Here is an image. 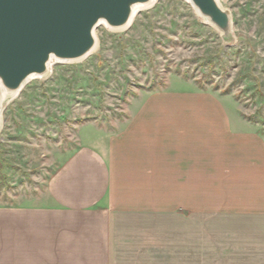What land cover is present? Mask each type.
<instances>
[{
	"label": "crops",
	"instance_id": "0c3cea01",
	"mask_svg": "<svg viewBox=\"0 0 264 264\" xmlns=\"http://www.w3.org/2000/svg\"><path fill=\"white\" fill-rule=\"evenodd\" d=\"M241 124L210 93L150 95L119 130L81 138L44 190L0 204V264H205L262 251L264 142Z\"/></svg>",
	"mask_w": 264,
	"mask_h": 264
},
{
	"label": "rangeland",
	"instance_id": "374dc122",
	"mask_svg": "<svg viewBox=\"0 0 264 264\" xmlns=\"http://www.w3.org/2000/svg\"><path fill=\"white\" fill-rule=\"evenodd\" d=\"M217 1L231 17L229 39L187 0H155L126 28L99 23L88 55L55 61L46 76L3 98L0 204L44 190L81 138L119 130L152 94L210 93L264 142V0ZM260 249L210 253L205 264H264L246 261L264 259Z\"/></svg>",
	"mask_w": 264,
	"mask_h": 264
},
{
	"label": "water",
	"instance_id": "95a60500",
	"mask_svg": "<svg viewBox=\"0 0 264 264\" xmlns=\"http://www.w3.org/2000/svg\"><path fill=\"white\" fill-rule=\"evenodd\" d=\"M149 0H0V115L4 93L19 91L29 76L47 75L51 58L81 59L96 45L93 31L104 22L129 25L133 7ZM229 39L231 17L217 0H187ZM1 127V116H0Z\"/></svg>",
	"mask_w": 264,
	"mask_h": 264
},
{
	"label": "bare ground",
	"instance_id": "6f19581e",
	"mask_svg": "<svg viewBox=\"0 0 264 264\" xmlns=\"http://www.w3.org/2000/svg\"><path fill=\"white\" fill-rule=\"evenodd\" d=\"M154 2H155V0H149L147 3H144V4H137V5H135L134 7H133V17L135 16V14L138 12V11H140V10H142V9H144V8H148V7H151L153 4H154ZM101 23H104V22H101ZM128 26V24L127 25H125V26H123V27H120V28H117V29H123V28H126ZM95 48V46L93 47V49ZM92 49V50H93ZM91 50V51H92ZM55 59L54 58H51L50 59V61H49V63L47 64V73L46 74H48V73H50V71H51V68H52V65L55 63ZM46 76V75H45ZM42 77V76H41ZM32 78H34V76H29L26 80H25V83L27 82V81H29L30 79H32ZM17 92L18 91H15L14 93H4L5 95L7 94V96H9V98H12V97H14L16 94H17Z\"/></svg>",
	"mask_w": 264,
	"mask_h": 264
}]
</instances>
